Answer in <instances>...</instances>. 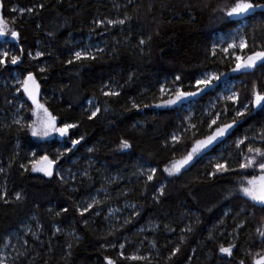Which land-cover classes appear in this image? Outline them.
<instances>
[{"label":"trees","instance_id":"trees-1","mask_svg":"<svg viewBox=\"0 0 264 264\" xmlns=\"http://www.w3.org/2000/svg\"><path fill=\"white\" fill-rule=\"evenodd\" d=\"M232 2L234 0H131V3L129 0H5L3 15L11 27L20 31L25 51L52 53L42 58L49 70L38 73V76L48 77L41 82V102L47 101L46 106L61 119L81 125L74 131L77 137L83 135L85 139L77 150L68 153V157L79 158L76 168L91 161L93 169L89 173L90 179L81 178L74 183H62L56 177L49 179L40 173H32L30 167L27 172L21 170L19 165L27 152L38 150L51 155L58 140L31 139L27 129L3 121L4 115L13 110L5 98H11L14 93L10 85H0V163L6 167V173L0 175V186L6 185L9 201L5 203L0 199V248L9 232L35 216L42 226V237L40 242L26 238L29 257L19 264H106L105 257L116 259L118 264H146L145 261L120 260L118 248L109 246L117 241L123 243L125 237L132 243L125 247V254L132 255L136 246L141 245V254L149 255L151 264H239L241 259L245 264H251V257L245 253L249 250L255 253L261 247L255 229L264 226V215L251 208L247 211H255V215H237L246 205L243 199L225 198L232 176L206 178L211 167L205 160L196 163L182 176L167 177L162 169L169 161L170 153L162 148V144L176 129L177 111L146 109L137 112L131 109L133 99L141 103L158 102L145 94L146 90L147 93L156 92L158 83L171 80L174 73L216 69L229 74L231 65L219 58L214 62L210 50L216 34L232 31L238 24L216 21L215 16L219 13H213L212 8ZM41 3L45 5L43 10L38 7ZM14 5L24 8L35 5L39 14L16 16L9 11ZM125 14L132 17L130 24L108 29L97 27L92 31L93 19H117ZM12 18L16 21L14 25ZM247 21L251 27L244 31L249 47L253 41L257 45L264 43V10L258 9ZM50 31L56 33L55 38L47 35ZM89 34L104 35V51L95 53L99 59L84 61L82 66L80 63L67 65L71 51L79 48ZM142 38L146 41L143 46L139 45ZM40 63L25 57L22 67L36 70ZM76 68H80L79 75L75 74ZM132 73L135 78L129 81ZM237 77L243 81L239 92L245 102L253 83L264 88L262 70H256L255 75L239 74ZM109 81L113 88L123 86L118 89L121 95L110 98L107 113L102 111L95 120L89 121L84 111L86 100L95 98L103 105L109 98L101 95L100 88ZM209 99L210 95L206 94L199 102L204 105ZM25 109L22 114L27 120L30 111L27 106ZM261 126H264V111L252 109L236 136H242L245 131L251 136ZM125 137L132 141L133 149L126 153L116 151L118 141ZM88 148L95 151L90 153ZM227 150L236 151L232 145ZM215 154L217 151L213 156ZM138 162L158 164L160 168L156 180L146 191L144 183L131 176ZM105 172L123 179L107 187L112 193L116 192L117 203L120 204L119 197L123 201L127 199L140 211L139 216H131V223L111 235V229L105 231L100 218H92L90 212L81 217L76 211L78 200L104 187L102 175ZM160 183L166 184L163 196H159L154 187ZM122 191H127L128 195H121ZM17 192L22 194L19 201L15 199ZM153 196L159 202L154 201ZM64 207L69 208L67 213L61 211ZM57 212L60 215L57 216ZM245 220L246 227L237 234L234 223ZM55 224L64 232L75 233L79 239L69 233L55 234ZM149 224L152 225L149 231H139ZM187 228L192 231H186ZM210 233L211 240L208 239ZM234 235L237 236L235 240ZM181 237H184L183 242ZM153 242L155 248L150 245ZM230 242L238 246L231 260L222 257L218 250L219 244L227 246ZM175 247H180L181 251L169 259Z\"/></svg>","mask_w":264,"mask_h":264},{"label":"snow or ice","instance_id":"snow-or-ice-1","mask_svg":"<svg viewBox=\"0 0 264 264\" xmlns=\"http://www.w3.org/2000/svg\"><path fill=\"white\" fill-rule=\"evenodd\" d=\"M129 3H131V0H129ZM38 7L40 10H43L45 5L41 3ZM116 7H119V5H116ZM4 9L5 0H0V79L7 77L12 82L11 91L14 94L11 98H5L10 106L16 107L17 118H14L12 123L19 126L20 129H27L33 138L49 141L58 137L65 141L63 151L57 150L55 155H49L47 152L38 155L35 151L31 152L32 158L27 164L21 163L19 168L27 172L30 165L32 173H40L49 179L56 177L62 183L67 182L62 171L57 166L66 154L73 153L84 141L85 137L83 135L77 137L74 131L79 129L81 125L75 121L61 119L46 106L47 101L41 102V82L48 77L38 76V73L43 74L49 70V67L42 62V58L45 55L51 56L52 53H45L40 50H37L34 54L31 51L26 52L21 43L20 31L9 25V20L5 19L3 15ZM258 9L264 10V0H234L232 3L217 4L212 8V11L213 13H219V15L215 16L216 21L235 22L243 27L246 26V21L251 14L255 13ZM9 11L11 13L18 12L21 16L25 13L29 15L33 13L39 14L35 5L27 8L14 5ZM131 20L132 17L127 14L123 18L117 19H93L92 24L94 27L92 31H96L97 27L108 29L117 25L124 26L130 24ZM15 22V18H12L11 24L14 25ZM36 26L38 28L41 27L40 24ZM47 35L55 38L56 33L50 31ZM237 37H239L238 43ZM148 39L150 40L151 37ZM145 43V39L139 40V45L143 46ZM92 47L91 45H85L79 49H73L66 64L71 66L80 63L82 66V62L84 61H97L99 57L95 53H102L104 49L96 47L94 53ZM245 50H248L247 53H245ZM210 56L214 62L216 58L227 61L231 65V73L234 74L255 75L256 70L264 71V43L257 45L253 41V45L250 48L248 40L240 35L239 31L233 35L231 42H222L219 45V49H217L216 45H213L210 50ZM25 57L41 61V63L37 65L36 70H24L22 66ZM79 72L80 68H76L75 74L79 75ZM228 76V73L215 69H206L199 73H174L170 82L165 79L164 82L158 83L156 92L147 93L146 90L145 94H150L152 99L158 102L141 103L133 99L131 109H135L137 112H143L146 109H172L187 112L198 102L197 98L208 94L209 91L216 90L219 84H224V94L217 96V102H224L220 110H215L216 104H210L209 108L203 113L206 119L193 122L191 115L184 117L176 129L165 137L162 148L170 153V159L163 167L162 173L167 174V177H179L190 171L196 163L207 159L211 171L205 174L206 178L223 179L227 176H232L225 198L243 199L246 205L237 215L247 217L248 215L256 214L255 211L249 213L247 211L248 208L258 209L264 215V126H261L251 136L247 131L242 136H236L237 130L247 122V116L252 109L264 111V88L253 83L251 85V94L246 97L245 102L241 100V94L235 89V85L228 87L231 84ZM134 78L135 74L132 73L129 75L128 80L132 81ZM5 86H8L7 81ZM122 87V85H117L116 88H113L111 81L102 84L100 93L109 99L105 100L103 105L97 102L95 98L87 99L84 109L87 119L93 121L102 111L107 113L109 111L110 98L120 97L121 91L118 89ZM25 106L30 111V116L27 120L23 116H19V112ZM69 108H71V105H69ZM154 115H158V113H154ZM203 126H206L205 130H202ZM230 139L236 150L235 154L229 153L225 156L221 152L220 155L213 157V153L221 145L227 144ZM132 149L133 143L129 138H121L118 141L116 151L126 153ZM87 151L91 153L95 149L88 148ZM178 153L179 157L177 158ZM89 166H91V161L89 162ZM4 171V168L0 167V173H4ZM158 171H160L158 164L140 165L138 173H134V175L144 178L143 183L146 191L147 186L156 180ZM82 175L89 179L91 178L87 169L83 171ZM68 179L74 181L76 174L70 172ZM154 187L158 191L159 196L165 194L166 184L160 183L159 185H154ZM99 191H104V189H99ZM120 194L127 196L128 192L122 191ZM105 195L107 196V193ZM7 196L8 192L5 185L3 189H0V199L8 203ZM15 199L17 201L21 200L22 194L20 192L15 193ZM153 200L159 202L156 196H153ZM100 204L101 201L96 196H92L90 200L83 201L82 206L77 205L76 211L81 217H84L86 213L96 209L93 214L98 216L101 214L97 207ZM124 207L132 208L133 213L124 218L123 225H120L119 221H117V224L110 230L109 235L120 227L131 223L132 215H140V211L135 204L126 203ZM61 211L67 213L69 208L64 207ZM118 211L119 209H112L109 212V216ZM56 215H60V212H57ZM225 215H228V213H225ZM107 218L105 217V219ZM83 222L85 225L87 224L86 219ZM262 225H264V221H262ZM245 227L246 220L234 223V229L237 234L240 229ZM61 230L59 226L56 227L57 233L61 232ZM169 230L175 231L172 228H169ZM140 231L142 232L143 229H140ZM186 231L190 232L192 229L187 228ZM255 233L261 247L255 253L251 250L246 251L245 255L251 257V264H264V226L256 227ZM69 235L75 236L77 240L79 239L75 233H69ZM33 236L37 240L39 239L36 233H33ZM236 238L237 236L234 235L233 239L235 240ZM183 239L184 237H181V242H183ZM208 239H213L211 233ZM124 240L125 242L123 243L117 241L109 245L113 249L118 248L120 260L145 261L146 264H151V259L148 256L141 254L126 255L124 249L130 241H128L127 237ZM26 244L27 242L25 241ZM10 246V240L4 243L5 248ZM71 247L72 245L69 244L68 248L71 249ZM102 247L104 246L102 245ZM152 247H156L155 242H153ZM237 247V244L234 242L228 243L227 246L221 243L218 250L222 257H228L231 260ZM180 251V247H175L171 251L169 259ZM17 255H20V253H17ZM6 260V256L0 258V264H6ZM105 261L106 264H118L116 259L110 257H105ZM239 264H245L244 259H241Z\"/></svg>","mask_w":264,"mask_h":264},{"label":"rangeland","instance_id":"rangeland-1","mask_svg":"<svg viewBox=\"0 0 264 264\" xmlns=\"http://www.w3.org/2000/svg\"><path fill=\"white\" fill-rule=\"evenodd\" d=\"M20 7L19 5H15ZM16 16H21L20 13H13ZM251 25L248 24V21H246V26H241L240 24H237L236 29L232 30V31H228L225 33H218L216 34L213 38H212V42H211V48L213 45L217 46V49H219V45L224 42H231L233 39V35L239 31L240 35L244 36L246 38V33H245V29H249ZM102 37H104V35L102 34V36L100 35H91L89 34L87 36V38L85 40H83V42L80 43V47H83L85 45H91L92 47V51L95 53V48L99 47V48H103V43H105V39H103ZM97 39H100L99 41H96ZM237 39V43L239 41V37L236 38ZM77 48V49H79ZM245 53H247V51L245 50ZM229 64V63H228ZM230 65V64H229ZM212 70V69H210ZM216 70V69H215ZM237 75L239 74H234L231 73V71L229 72V76L228 78L231 80V84L228 85V87H231L232 85H235V89L239 92V89L243 88L242 82ZM223 79V78H222ZM7 81V85L12 84V82L10 80H8L7 77H4L3 79H0V85L5 86ZM165 81V80H164ZM163 81V82H164ZM169 82L171 80H168ZM224 89H225V85L224 84H219L217 89L214 91H209L208 95H210V99L203 105V103L199 102L200 98L204 95H202L201 97L197 98L198 102L195 103L191 109H189L187 112L180 110L177 111V121H176V127L181 123V119L184 117H187L189 115L192 116V120L193 122H199L202 119H206V117L203 115V113L205 112V110H207L209 108L210 104H216V111L220 110V108L223 105V101H219L217 102V96L219 95H223L224 94ZM13 107V106H12ZM26 107V106H25ZM27 109V108H26ZM26 109H21V111L19 112V116H23L22 112L26 111ZM155 110H165V109H155ZM24 117V116H23ZM17 118V112H16V107H13V110L10 111L8 114L4 115V117L2 118L3 121H9L12 125H15L12 123L13 119ZM25 119V118H24ZM26 120V119H25ZM206 126H204V128L202 130H205ZM29 136L31 137V139L34 140H38V141H44V140H39L37 138H33L30 135L29 132ZM56 140H58V144L56 145L57 148L53 151V154L51 155H55L57 153V150L63 151V147H64V141L61 140L60 138H55ZM52 141V140H49ZM233 146L232 142L229 143L227 142V144L225 145H221V147L219 149H217V154H215L213 157L220 155L221 152L224 153L225 156H227L229 153L231 154H235L233 152H229L227 150V147ZM234 147V146H233ZM235 149V148H234ZM37 152V154H42L43 152L38 151V150H32L27 152L28 154L25 155V160L21 163H25L27 164L28 161L32 158L31 157V152ZM24 155H22L21 158H23ZM79 158H69L68 154H66L63 159H61L60 164L57 166L58 168H60V170L62 171L63 175L66 178L67 182L70 183H74L77 179H81V178H86L82 175L83 171L85 169L88 170V172L90 173V171H92L93 166H89V163L87 162L86 164H82L79 167H75V165L78 164ZM206 163L209 164V161L207 159H205ZM68 163V166L65 165ZM140 165H147L145 163L142 162H138L136 164V166L133 168L132 172H131V176L134 177L136 180H140L141 182H143L144 178L143 177H139L138 175H134V173H138V169ZM0 167H3L2 164L0 163ZM30 167V165H29ZM70 170V171H69ZM70 172L76 174V179L73 181L71 179H68V177L70 176ZM4 173H6V170L4 171ZM4 173H0V175L4 174ZM121 176H117V175H108L106 174V172L102 175V179L104 181V187L101 189H104V191H99L98 190L92 194L86 195L84 197H82L80 200L77 201L76 205H81L82 206V202L85 200H90V198L92 196H96V198L98 200L101 201V204L98 205L97 207L100 210V215H94L93 213L95 212L96 209H93L92 212H90V215H92V218H100L101 221L104 223V227H105V231H107L108 229H112L116 224L117 221H119L120 225H123V221L125 217H128L133 209L132 208H125L124 205L126 203H131L129 200L125 199L123 201V198L119 197L120 199L118 201H120V204L117 203V199L115 193H112L111 190L107 187H109L111 185V183H113L114 181L119 180L120 182L123 180L121 179ZM3 183H5V180H3ZM3 186H0V189H3ZM105 193H107V196L105 195ZM112 209H119L118 212H114L111 216H109V212ZM105 217H108L107 219H105ZM59 226L58 224H55L53 226L54 229V233L55 234H59V233H64V234H68L69 232H64L65 230H61V232L57 233L56 232V227ZM152 225H148L147 227H145L143 229L144 232L149 231L151 229ZM29 229H31V231H29ZM42 226L39 223V221L37 220V218L35 216H32L31 218H28L27 220H24L20 223V225L17 227V229L9 232L2 243V246L0 248V258L3 257H7L6 260V264H19V262L24 261L25 259H27L28 256V244L25 245V241L27 242V237H29V239L31 241L34 242H40V238L42 237ZM140 231V230H139ZM33 233H36L39 236V239L37 240L36 238H34ZM129 239V238H127ZM10 240V247L5 248L4 247V243ZM130 243H128L126 246L131 245V240ZM125 242V241H124ZM152 245V244H150ZM152 247V246H151ZM141 245L136 246V250H134L133 254H141L142 249H141ZM17 253H20V255H17ZM132 254V255H133ZM142 255V254H141ZM149 257V255H146ZM30 262V260H28Z\"/></svg>","mask_w":264,"mask_h":264}]
</instances>
